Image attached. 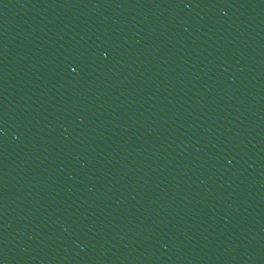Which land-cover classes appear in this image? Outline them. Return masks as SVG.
<instances>
[{
	"label": "water",
	"instance_id": "water-1",
	"mask_svg": "<svg viewBox=\"0 0 264 264\" xmlns=\"http://www.w3.org/2000/svg\"><path fill=\"white\" fill-rule=\"evenodd\" d=\"M0 264H264V0H0Z\"/></svg>",
	"mask_w": 264,
	"mask_h": 264
}]
</instances>
